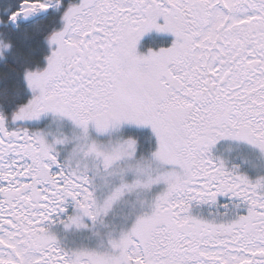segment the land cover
I'll return each mask as SVG.
<instances>
[{
	"label": "snow or ice",
	"instance_id": "snow-or-ice-1",
	"mask_svg": "<svg viewBox=\"0 0 264 264\" xmlns=\"http://www.w3.org/2000/svg\"><path fill=\"white\" fill-rule=\"evenodd\" d=\"M0 264H264V0H0Z\"/></svg>",
	"mask_w": 264,
	"mask_h": 264
}]
</instances>
